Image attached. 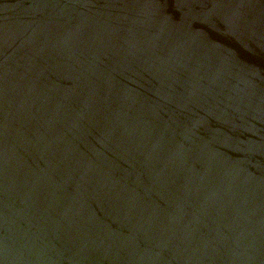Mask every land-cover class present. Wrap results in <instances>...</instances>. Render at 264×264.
Here are the masks:
<instances>
[{
	"label": "water",
	"instance_id": "95a60500",
	"mask_svg": "<svg viewBox=\"0 0 264 264\" xmlns=\"http://www.w3.org/2000/svg\"><path fill=\"white\" fill-rule=\"evenodd\" d=\"M0 264H264V0H0Z\"/></svg>",
	"mask_w": 264,
	"mask_h": 264
}]
</instances>
